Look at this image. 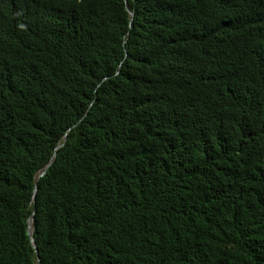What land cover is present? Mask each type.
I'll list each match as a JSON object with an SVG mask.
<instances>
[{"label":"trees","instance_id":"trees-1","mask_svg":"<svg viewBox=\"0 0 264 264\" xmlns=\"http://www.w3.org/2000/svg\"><path fill=\"white\" fill-rule=\"evenodd\" d=\"M0 264H264V0H0Z\"/></svg>","mask_w":264,"mask_h":264},{"label":"water","instance_id":"water-1","mask_svg":"<svg viewBox=\"0 0 264 264\" xmlns=\"http://www.w3.org/2000/svg\"><path fill=\"white\" fill-rule=\"evenodd\" d=\"M125 1L127 2V0H125ZM63 145H64V143L61 144L60 146H63ZM60 146H58V148H59ZM50 163H51V162H50ZM49 165H50V164H49ZM49 165H48L47 167H49ZM47 167H46V168H47ZM45 172H46V171L44 170V171L41 173V175H43ZM32 223H33V219H32L31 222H30V230H29V232H30L31 235L33 234ZM31 241H32V244H33L34 248L37 250V246H36V244H35V241H34L33 236H31Z\"/></svg>","mask_w":264,"mask_h":264}]
</instances>
